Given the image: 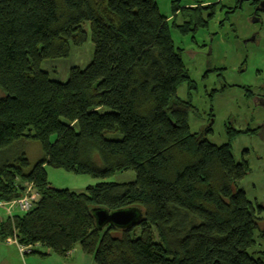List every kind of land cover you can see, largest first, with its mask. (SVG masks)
I'll use <instances>...</instances> for the list:
<instances>
[{
    "label": "trees",
    "instance_id": "obj_1",
    "mask_svg": "<svg viewBox=\"0 0 264 264\" xmlns=\"http://www.w3.org/2000/svg\"><path fill=\"white\" fill-rule=\"evenodd\" d=\"M216 6L173 5L181 23L172 25L195 32ZM167 19L155 0H0V200L21 196L25 183L39 195L0 221V239L38 244L31 253L41 259L78 247L94 264H264L248 251L253 232L264 235V207L238 187L249 165L231 153L245 131L227 127L219 145L208 140L210 124L190 131L196 108L176 92L194 84ZM88 37L91 61L71 67L66 81L41 68ZM22 140L41 146L32 167L10 154ZM44 166L94 178L132 170L135 179L75 192L52 187ZM97 207L141 216L128 228L98 227Z\"/></svg>",
    "mask_w": 264,
    "mask_h": 264
},
{
    "label": "rangeland",
    "instance_id": "obj_2",
    "mask_svg": "<svg viewBox=\"0 0 264 264\" xmlns=\"http://www.w3.org/2000/svg\"><path fill=\"white\" fill-rule=\"evenodd\" d=\"M155 2L160 14L168 17V33L173 46L180 53L194 84L189 90L185 82L178 86L176 92L182 99L190 97L196 108V113L190 111L187 116L190 131L198 132L210 124L208 140L216 145L228 140L227 127L245 131L231 140L234 160L245 159L249 165V171L238 182V187L247 199L264 207V7L260 6L264 0ZM211 3H217V6L207 26L186 34L173 27V20L181 23L179 15L173 16V5ZM84 27L88 32V24ZM92 54L93 45L88 37L82 46H71L67 58L44 61L41 68L48 72L51 79L64 82L69 69L73 66L84 68L91 61ZM247 89L251 93L249 97L246 96ZM111 137L118 138L119 134ZM52 140L54 136H51ZM10 154L13 157L23 154L29 167H32L42 157V149L37 141L22 140L10 150ZM44 169L52 187L75 192L102 181L122 183L135 179L132 170L115 172L106 178H94L50 166H44ZM5 218L0 210V221ZM253 240L254 244L248 251L264 262V235L260 229L253 232ZM38 258L32 253L20 252L15 244L5 246L4 240H0V264H50Z\"/></svg>",
    "mask_w": 264,
    "mask_h": 264
},
{
    "label": "built area",
    "instance_id": "obj_3",
    "mask_svg": "<svg viewBox=\"0 0 264 264\" xmlns=\"http://www.w3.org/2000/svg\"><path fill=\"white\" fill-rule=\"evenodd\" d=\"M38 193L33 190L30 183H25V190L23 194L15 199L9 201L0 200V210L4 212L6 217L12 218L15 213H23L31 209L34 202L38 199ZM5 243L16 244L20 252H31L34 248L39 245H21L17 242L15 236H10L5 238Z\"/></svg>",
    "mask_w": 264,
    "mask_h": 264
},
{
    "label": "water",
    "instance_id": "obj_4",
    "mask_svg": "<svg viewBox=\"0 0 264 264\" xmlns=\"http://www.w3.org/2000/svg\"><path fill=\"white\" fill-rule=\"evenodd\" d=\"M92 214L98 227L113 224L119 228H128L135 224L141 214L138 209L129 207L108 212L103 208H92Z\"/></svg>",
    "mask_w": 264,
    "mask_h": 264
},
{
    "label": "crops",
    "instance_id": "obj_5",
    "mask_svg": "<svg viewBox=\"0 0 264 264\" xmlns=\"http://www.w3.org/2000/svg\"><path fill=\"white\" fill-rule=\"evenodd\" d=\"M1 240V239H0ZM5 240V239H4ZM5 243V241H4ZM13 243L11 244H7L5 243V246H8V245H12ZM16 245V244H15ZM19 250V249H18ZM34 250V249H33ZM32 250V251H33ZM31 251V252H32ZM47 251V250H46ZM31 252H28V253H31ZM40 259V258H38ZM37 259V260H38ZM36 262L38 263L39 260ZM33 261V260H32ZM43 262H46V263H49L50 264H93L91 262V259L84 255L82 253V251L78 248V247H75L73 248L68 254L66 257H59L55 254H50L48 255L46 258L42 259ZM36 262H33V263H36Z\"/></svg>",
    "mask_w": 264,
    "mask_h": 264
},
{
    "label": "flooded vegetation",
    "instance_id": "obj_6",
    "mask_svg": "<svg viewBox=\"0 0 264 264\" xmlns=\"http://www.w3.org/2000/svg\"><path fill=\"white\" fill-rule=\"evenodd\" d=\"M260 6H261V8H263V7H264V4H263V3H261V5H260Z\"/></svg>",
    "mask_w": 264,
    "mask_h": 264
}]
</instances>
